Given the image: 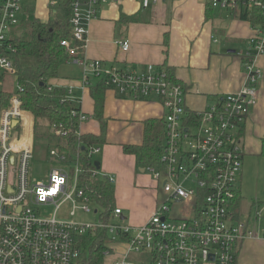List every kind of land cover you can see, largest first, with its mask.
<instances>
[{
	"label": "built area",
	"instance_id": "built-area-1",
	"mask_svg": "<svg viewBox=\"0 0 264 264\" xmlns=\"http://www.w3.org/2000/svg\"><path fill=\"white\" fill-rule=\"evenodd\" d=\"M24 1L0 0V47L18 25ZM116 1L72 0L70 37L61 40L60 46L67 61L81 68L82 87L95 78L113 94L128 96L137 103L155 102L161 107L165 135L160 164L144 172H150V179L161 185L166 200L143 225L123 226L114 223L122 216L118 207L109 222L100 220L99 206L79 188L83 169L78 160L51 149L48 156L64 167L51 168L46 183L31 178L29 167L35 155L30 129L33 116L21 108V89L16 85L8 106L0 111V264H73L80 253L77 239L99 230L107 236L102 264H236L237 246L258 238L245 222L233 220L231 208L242 169L240 130L258 97L261 71L257 60L264 55V28L257 31L243 54L241 88L194 112L185 106V88L168 81L163 70L152 65L141 71L106 66L82 55L87 45V26L97 17L98 7ZM209 1L213 9L241 13L256 9L264 17V0ZM151 2L138 0L141 9ZM115 44L122 52L129 49L127 41ZM16 73L13 61L0 53V79ZM66 95L72 101L69 91ZM76 117L79 125L87 120L81 112ZM26 124L29 128L25 130ZM52 130L60 134L54 127ZM98 152L97 146L90 147L88 158L93 159ZM89 173L91 178L100 177L95 166ZM105 179L113 185L112 178ZM65 202L73 206L71 216L74 209L89 212L83 202H90L98 209L93 211L98 220L79 225L56 218ZM177 204L190 206L187 218L169 217L170 205ZM46 206H52L53 212L44 213ZM260 231L264 238V227ZM123 237L125 240L120 239Z\"/></svg>",
	"mask_w": 264,
	"mask_h": 264
},
{
	"label": "crops",
	"instance_id": "crops-1",
	"mask_svg": "<svg viewBox=\"0 0 264 264\" xmlns=\"http://www.w3.org/2000/svg\"><path fill=\"white\" fill-rule=\"evenodd\" d=\"M208 1L152 0L145 9L140 8L138 0L101 4L97 17L87 26V45L82 55L106 66L135 71L148 65L170 68L175 82L185 88L186 108L201 111L216 98L241 88L243 54L257 33L248 21L240 18L241 14L211 9ZM50 3V0H25L23 10L32 8L34 17L45 23L53 14ZM119 40L128 42L126 52L115 44ZM257 64L261 71L258 97L240 130L242 169L231 210L233 220L245 222L258 238L237 246L236 264H264V238L260 235L264 227V55L258 57ZM63 66H70V71H60ZM60 67L50 83L64 89L66 94L69 91L70 99L87 118L79 125V135L97 138L101 128L93 119L94 102L90 95V87L98 83L97 79L90 78L89 86L82 87V70L78 65L66 60ZM4 77L7 76L1 77L0 92ZM103 95L104 140L97 145L99 152L93 158L99 163V176L113 179L115 205L120 207L118 199L134 191L142 179L134 156L125 154L123 147L140 145L143 123L160 120L163 111L155 102L137 103L107 89ZM26 122L30 123L28 117ZM28 128L26 124L24 129ZM157 206L131 225H143ZM120 219H125L123 211Z\"/></svg>",
	"mask_w": 264,
	"mask_h": 264
},
{
	"label": "trees",
	"instance_id": "trees-1",
	"mask_svg": "<svg viewBox=\"0 0 264 264\" xmlns=\"http://www.w3.org/2000/svg\"><path fill=\"white\" fill-rule=\"evenodd\" d=\"M50 1L54 2L49 6L53 14L45 23L34 17L32 8L23 10L18 25L10 30L4 45L0 47V53L13 61L16 66L15 81L21 89V93H18L21 108L29 111L34 119L33 140L43 138L48 141L53 138L54 150L58 154H64L69 159L80 162L83 173L79 176V188L99 206L100 220L109 222L116 207L114 187L104 177L91 178L89 172L94 167V161L87 155L90 147L97 146L104 140L103 94L107 87L102 80H97L98 83L90 87V95L94 102L93 119L100 124L101 135L97 138L86 134L77 135L79 121L76 116L80 112L78 105L67 99L64 89L53 87L50 83L57 77L59 67L67 60L60 41L70 37L69 19L72 0ZM208 4L212 9L210 1ZM240 18L248 21L254 29L260 31L264 28V17L258 11L242 12ZM20 59H26L28 64L20 65ZM159 69L166 73L168 81L176 83L170 68ZM13 94L15 92H0V111L8 106ZM124 98L131 99L128 96ZM73 112L76 113L75 116L72 115ZM53 127L60 131L59 135L52 133ZM164 135L162 120L145 121L141 144L124 146L123 152L134 156L139 170L157 167L160 164ZM232 212L233 210H231L233 217ZM120 239L125 240L124 237ZM106 240L104 230L78 238L80 253L73 264H102Z\"/></svg>",
	"mask_w": 264,
	"mask_h": 264
},
{
	"label": "rangeland",
	"instance_id": "rangeland-1",
	"mask_svg": "<svg viewBox=\"0 0 264 264\" xmlns=\"http://www.w3.org/2000/svg\"><path fill=\"white\" fill-rule=\"evenodd\" d=\"M256 9H253L255 11ZM252 11V12H253ZM241 14V12H237ZM249 13V12H247ZM256 31H259L255 29ZM257 35V33H256ZM28 64L26 59H20V65L24 66ZM70 66L60 67V71L63 70L68 73L70 71ZM1 81V79H0ZM16 90V81L15 76L4 77V88L2 91L15 92ZM138 132V131H137ZM51 139V141H50ZM44 140L43 138H35L32 140V146L34 147L35 155L34 159L29 167V175L31 178H34L37 182L46 183V178L48 171L51 168L64 167V165L57 162L55 159L48 156V152L51 149H54L53 138ZM93 161L96 162L95 157ZM99 172V170H98ZM150 172L139 173L138 176H142L140 183H137V188L134 189L130 194H126L122 199H118V204L123 211L125 219H117L114 223L123 226H133L140 220H142L146 213L148 214L150 210L154 209L156 205L162 204L166 200L165 193L161 189L160 184L152 183L148 177ZM150 178V177H149ZM80 203H77L79 205ZM89 209V212H84L83 210L74 209L73 215H70V212L73 210V206L70 202H65L62 204L57 212L56 218L63 219L75 224L84 225V224H94L99 216L93 214L94 210H97V207L91 204L90 202H83ZM190 209L189 205L186 204H177L170 205L169 208V217L172 219H184L188 217V210ZM42 211L46 214L53 212L52 206L43 207ZM101 212V211H100ZM141 226V225H139ZM133 226V227H139Z\"/></svg>",
	"mask_w": 264,
	"mask_h": 264
},
{
	"label": "water",
	"instance_id": "water-1",
	"mask_svg": "<svg viewBox=\"0 0 264 264\" xmlns=\"http://www.w3.org/2000/svg\"><path fill=\"white\" fill-rule=\"evenodd\" d=\"M93 164H94V166H95V169L98 171L99 168H100V167H99V163L96 161V162H94ZM140 173H144V170L141 169V170H140Z\"/></svg>",
	"mask_w": 264,
	"mask_h": 264
}]
</instances>
